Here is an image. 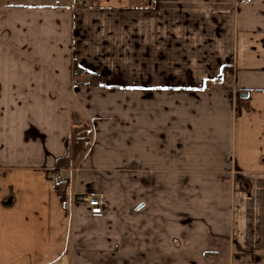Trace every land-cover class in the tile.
<instances>
[{"label":"crops","instance_id":"0c3cea01","mask_svg":"<svg viewBox=\"0 0 264 264\" xmlns=\"http://www.w3.org/2000/svg\"><path fill=\"white\" fill-rule=\"evenodd\" d=\"M0 264H264V0H0Z\"/></svg>","mask_w":264,"mask_h":264},{"label":"trees","instance_id":"16d2710c","mask_svg":"<svg viewBox=\"0 0 264 264\" xmlns=\"http://www.w3.org/2000/svg\"><path fill=\"white\" fill-rule=\"evenodd\" d=\"M80 84L95 85L96 83L80 82ZM91 129V124L88 121L80 119L77 115L72 116L69 153L57 161L54 171L71 167L84 156L91 143Z\"/></svg>","mask_w":264,"mask_h":264},{"label":"built area","instance_id":"2783aa9c","mask_svg":"<svg viewBox=\"0 0 264 264\" xmlns=\"http://www.w3.org/2000/svg\"><path fill=\"white\" fill-rule=\"evenodd\" d=\"M88 2L89 0H84ZM227 78L230 77V73H227ZM62 181L56 182V186H60ZM76 200L85 203L92 214L103 213L106 206L105 195L102 192H87L76 195Z\"/></svg>","mask_w":264,"mask_h":264},{"label":"rangeland","instance_id":"374dc122","mask_svg":"<svg viewBox=\"0 0 264 264\" xmlns=\"http://www.w3.org/2000/svg\"><path fill=\"white\" fill-rule=\"evenodd\" d=\"M79 195V194H78Z\"/></svg>","mask_w":264,"mask_h":264}]
</instances>
